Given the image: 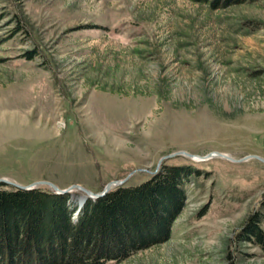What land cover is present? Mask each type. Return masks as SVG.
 Masks as SVG:
<instances>
[{"label":"rangeland","instance_id":"1","mask_svg":"<svg viewBox=\"0 0 264 264\" xmlns=\"http://www.w3.org/2000/svg\"><path fill=\"white\" fill-rule=\"evenodd\" d=\"M179 151L264 158V0H0V178L98 193ZM164 164L199 172L168 240L107 264H264V163Z\"/></svg>","mask_w":264,"mask_h":264},{"label":"trees","instance_id":"2","mask_svg":"<svg viewBox=\"0 0 264 264\" xmlns=\"http://www.w3.org/2000/svg\"><path fill=\"white\" fill-rule=\"evenodd\" d=\"M192 1L217 9L245 0ZM197 174L191 166L164 164L145 181L88 199L76 217L71 194L0 184V264L120 263L168 240L184 207V187ZM262 222L264 216L253 213L240 236L264 253Z\"/></svg>","mask_w":264,"mask_h":264},{"label":"water","instance_id":"3","mask_svg":"<svg viewBox=\"0 0 264 264\" xmlns=\"http://www.w3.org/2000/svg\"><path fill=\"white\" fill-rule=\"evenodd\" d=\"M178 156H185V157H187L190 160L200 159L201 161L209 160V159H212L214 157H218V158H223V159H226V160L234 162V163L244 162V161H246L248 159H255L257 161H260L261 163H264V158H261L259 156H254V155L247 156V157H244V158L239 159V160H235V159H232L231 157H229V156H227L225 154L219 153V152L209 153V154H207L205 156H197V155L189 154V153L184 152V151H179V152H175V153L168 154V155H165V156L161 157L160 160L158 161V164H157L155 172L151 173V174H153V175L156 174L158 172V170H159L160 165L164 161L172 159L174 157H178ZM139 171H142V170H139ZM134 173H135V171H132L130 174H128L122 180H116V181L109 182L108 184L105 185L103 190L101 192H98V193H93L92 191H90V190H88V189H86V188H84V187H82L80 185H70L69 187H67L65 189H60L55 184H53L51 182H48V181H36V182H33V183L29 184V185H25L24 186V185H20V184H17V183L10 182L9 180H7L5 178H0V184L9 185V186H12L14 188H17V189H20V190H26V191L34 190V189H37L39 187L45 186V187H48L51 190H53L58 195H66V194H70L73 191H80L85 196V200H84V202L82 204H80L78 206L76 214H75V215H77L78 212L81 210V208L83 207V205L85 204V202L88 199L97 200L99 198L104 197L113 188L125 184L128 181V179L131 177V175H133Z\"/></svg>","mask_w":264,"mask_h":264},{"label":"bare ground","instance_id":"4","mask_svg":"<svg viewBox=\"0 0 264 264\" xmlns=\"http://www.w3.org/2000/svg\"><path fill=\"white\" fill-rule=\"evenodd\" d=\"M214 158H218V157H214ZM221 159H223V158H221ZM192 161H194V162H202L200 159H195V160H192ZM203 161H206V160H203ZM72 193V192H71ZM70 193V194H71ZM82 197H83V200L82 199H80V203L78 204V206L80 205V204H82L83 202H84V200H85V196L84 195H82ZM78 208V207H77Z\"/></svg>","mask_w":264,"mask_h":264}]
</instances>
